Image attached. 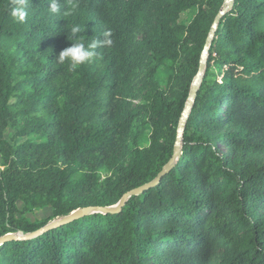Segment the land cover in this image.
<instances>
[{
  "label": "trees",
  "instance_id": "1",
  "mask_svg": "<svg viewBox=\"0 0 264 264\" xmlns=\"http://www.w3.org/2000/svg\"><path fill=\"white\" fill-rule=\"evenodd\" d=\"M224 1L57 0L53 14L52 0H27L21 23L0 0V238L114 206L158 176ZM74 25L85 45L105 32L112 43L71 70L57 57ZM31 136L41 142L15 141ZM17 203L51 217L21 221ZM0 264H264V0H233L219 18L179 157L158 184L118 213L1 243Z\"/></svg>",
  "mask_w": 264,
  "mask_h": 264
},
{
  "label": "water",
  "instance_id": "2",
  "mask_svg": "<svg viewBox=\"0 0 264 264\" xmlns=\"http://www.w3.org/2000/svg\"><path fill=\"white\" fill-rule=\"evenodd\" d=\"M232 2H233V0H225L224 1L222 9L218 13L217 17L215 18V20L212 24V28L209 32V35H208L206 42H205L204 49L201 53V58H200L197 73H196V75H195V77L191 83L189 96H188L184 110H183L181 117H180V120H179V124H178V128H177V138H176V143H175L174 150H173V155L170 158V160L168 161V163L162 168V170L158 174V176L153 181H151L150 183H148L142 187H139L137 189H134V190L126 193L125 195H123L122 198L120 199V201L114 206L105 207V208L88 207V208L78 209V210L70 213L69 215H67L65 217L59 218L55 222H52L50 224H46L43 228L39 229L38 231H36L35 233H33L31 235H13V234L5 235L4 237L0 238V244L5 242V241L27 240L29 238L37 236L38 234L42 233L43 231L53 229V228L61 226V225H66V224H68V223H70V222H72V221H74V220H76L82 216H86L88 214H92V213L115 214V213H118L120 211L121 207L125 204V201L127 198H129L130 196H138L143 191L150 189V188H153L158 184L159 180L173 167V165L175 164L176 160L179 157L180 139L182 137L183 128H184L185 122L188 118L190 109L193 105L196 93H197L199 86L201 84L203 71L205 69L208 47L210 45L211 39H212L214 31L216 29V25L219 21V18L228 9L231 8Z\"/></svg>",
  "mask_w": 264,
  "mask_h": 264
},
{
  "label": "clouds",
  "instance_id": "3",
  "mask_svg": "<svg viewBox=\"0 0 264 264\" xmlns=\"http://www.w3.org/2000/svg\"><path fill=\"white\" fill-rule=\"evenodd\" d=\"M75 7L76 5L73 4L72 8L74 9ZM50 12L53 14L60 12V5L57 0H52L50 4ZM10 14L17 22L23 23L28 16L27 0H14V6L11 8ZM69 14L71 13H65V15ZM81 31L82 28L80 25H74L71 28V46L62 50L57 57L60 63L67 61L71 70H76L81 65L90 62L96 55L95 49L99 44L111 45L112 43L111 39H108V37L111 36V32H105V39L102 42L93 41L85 45L78 36Z\"/></svg>",
  "mask_w": 264,
  "mask_h": 264
},
{
  "label": "rangeland",
  "instance_id": "4",
  "mask_svg": "<svg viewBox=\"0 0 264 264\" xmlns=\"http://www.w3.org/2000/svg\"><path fill=\"white\" fill-rule=\"evenodd\" d=\"M183 17H186V16H183ZM137 37L139 39H141V37L143 36L144 34V30H139L137 33ZM145 75H146V70L145 68L143 67H139L134 78H133V87H134V90L136 91L135 92V100L133 102L134 105H136L137 103L141 102L142 100V85H144L145 83ZM14 135H15V131L12 130V129H9L7 130V132L5 133V140L9 143H12L14 140ZM31 141V142H36V143H39L41 142V140L36 137V136H31L29 138H26V139H16L15 141L18 142V143H22L23 141ZM221 151L223 153L227 152L224 148H221ZM17 207H18V210H19V213L16 214V218L21 220V221H24V222H30V223H39V222H42V221H45V220H48L50 217H51V213H52V210L50 207H46L44 209H41V210H33L31 212H28L26 214H22L20 213L21 209H22V204L21 203H17ZM58 218H55V219H51L47 224H50L52 222H55L57 221ZM21 235V234H19Z\"/></svg>",
  "mask_w": 264,
  "mask_h": 264
}]
</instances>
